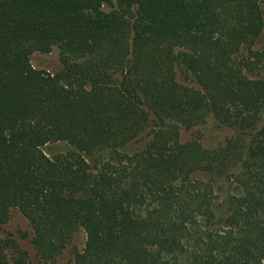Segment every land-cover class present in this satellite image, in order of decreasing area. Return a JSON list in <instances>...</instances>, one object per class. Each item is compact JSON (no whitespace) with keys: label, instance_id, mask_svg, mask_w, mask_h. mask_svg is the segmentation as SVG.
Wrapping results in <instances>:
<instances>
[{"label":"trees","instance_id":"1","mask_svg":"<svg viewBox=\"0 0 264 264\" xmlns=\"http://www.w3.org/2000/svg\"><path fill=\"white\" fill-rule=\"evenodd\" d=\"M263 30L264 0H0V224L44 263L83 230L71 264H264ZM207 119L236 134L181 141Z\"/></svg>","mask_w":264,"mask_h":264},{"label":"rangeland","instance_id":"2","mask_svg":"<svg viewBox=\"0 0 264 264\" xmlns=\"http://www.w3.org/2000/svg\"><path fill=\"white\" fill-rule=\"evenodd\" d=\"M264 44V30L260 37L256 40L255 49H260ZM61 52L58 47H54L53 51L48 54L35 52L32 55L31 62L36 69H44L52 74L60 72L63 69L61 62ZM260 76L264 77V67L261 71ZM176 80L183 85L196 86L194 83H190L181 67L176 68ZM262 122H264V113ZM236 134L235 130L229 127L221 126L215 123L213 120H206L204 123L196 125L192 128L182 126L180 128V138L182 142H187L192 139H199L201 143L207 148H215L221 144H224L229 138ZM147 138L138 139L131 142L126 146L125 150L129 153L141 149L144 147ZM67 148L64 143H51L47 145L46 152L53 154L59 151H63ZM203 179H207L206 176L201 174L198 175ZM225 181H221L219 189L216 191L219 196L218 203L221 208H224L222 194L219 191L222 185L224 186ZM33 235V229L29 223V220L21 213L18 208L11 210L9 220L0 224V237L3 239H13L15 243L27 253V264H71L74 258L75 248H83L85 244L86 234L83 230H79L72 240V242L66 247L62 255H60L54 263H44L31 242ZM11 264H17L15 262L16 252L13 248L8 250Z\"/></svg>","mask_w":264,"mask_h":264}]
</instances>
